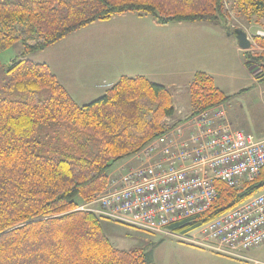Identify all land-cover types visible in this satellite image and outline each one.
<instances>
[{
    "label": "trees",
    "instance_id": "obj_1",
    "mask_svg": "<svg viewBox=\"0 0 264 264\" xmlns=\"http://www.w3.org/2000/svg\"><path fill=\"white\" fill-rule=\"evenodd\" d=\"M227 2L248 19L264 20V0H0V53L23 46L18 58L0 64V264H152L150 252L116 248L103 231L105 220L78 208L106 188L116 163L169 131L164 120L177 114L173 93L144 76H123L80 105L46 63L29 56L126 13L152 15L159 25L201 22L231 30ZM254 41L263 51L244 52L245 66L258 67L264 82V36ZM230 98L213 77L196 73L187 118ZM263 189L264 168L239 187L217 181L209 211L168 229L188 236Z\"/></svg>",
    "mask_w": 264,
    "mask_h": 264
},
{
    "label": "rangeland",
    "instance_id": "obj_2",
    "mask_svg": "<svg viewBox=\"0 0 264 264\" xmlns=\"http://www.w3.org/2000/svg\"><path fill=\"white\" fill-rule=\"evenodd\" d=\"M227 8V25L231 30L201 22L159 25L152 15L126 13L95 22L56 47L33 53L29 58L38 63L58 59L53 65L61 72L64 62H70L67 65L75 69L80 80L91 86L87 97L77 99L80 105L104 95L108 88L95 89L97 83L104 80L116 83L123 76H144L171 90L177 112L174 120L189 115V91L194 75L206 73L214 78L220 91L231 97L223 106L233 128L263 140L264 82L258 81L261 70L256 66L247 69L242 54L245 51L239 49L234 31L247 33L252 41L250 51L260 53L263 50L256 45L254 36L258 31L264 32V20L246 18L230 2ZM22 52V44L16 43L0 53V64L8 65ZM134 159L135 156L116 163L109 179L137 166ZM103 231L116 248L150 252L152 264H222L229 257L169 232L151 234L110 221H103Z\"/></svg>",
    "mask_w": 264,
    "mask_h": 264
},
{
    "label": "built area",
    "instance_id": "obj_3",
    "mask_svg": "<svg viewBox=\"0 0 264 264\" xmlns=\"http://www.w3.org/2000/svg\"><path fill=\"white\" fill-rule=\"evenodd\" d=\"M181 120L175 124L166 118L169 131L135 155L138 165L109 179L79 210L147 233L169 234L170 225L211 209L217 181L239 187L263 170L264 139L235 130L224 106ZM185 237L223 255L264 245V191Z\"/></svg>",
    "mask_w": 264,
    "mask_h": 264
},
{
    "label": "crops",
    "instance_id": "obj_4",
    "mask_svg": "<svg viewBox=\"0 0 264 264\" xmlns=\"http://www.w3.org/2000/svg\"><path fill=\"white\" fill-rule=\"evenodd\" d=\"M258 33H262L264 35V32L262 31H258L257 34ZM56 46L57 45L53 47H56ZM57 60L58 59L56 60L52 59V61L44 60L40 63H46L50 67L52 72L57 76L58 80L65 86V88L68 90V92L74 98L76 102H77V99H83L84 97H87L90 94L89 90L91 86L90 87L87 86V84L84 81L80 80V76L75 71V69L72 66L67 65L70 62H64V65H62L60 68L63 70V72L59 71V68L53 65L54 61L58 62ZM114 84L115 83H109L108 81L104 80L100 83H97V85H95V89H100V86H105L104 88H101V89L106 90L108 88L107 86H112ZM178 113L182 115L180 110L178 111ZM227 256L229 257H226L227 259L224 260L225 262L222 264H264V245L258 248L251 249L249 251H243L235 255H227Z\"/></svg>",
    "mask_w": 264,
    "mask_h": 264
},
{
    "label": "water",
    "instance_id": "obj_5",
    "mask_svg": "<svg viewBox=\"0 0 264 264\" xmlns=\"http://www.w3.org/2000/svg\"><path fill=\"white\" fill-rule=\"evenodd\" d=\"M234 34L237 40V44L241 50L249 51L252 48V41L248 37L247 33L238 29L234 31Z\"/></svg>",
    "mask_w": 264,
    "mask_h": 264
}]
</instances>
